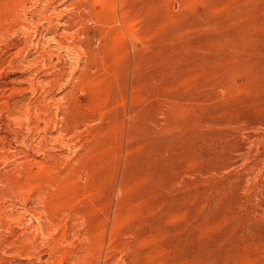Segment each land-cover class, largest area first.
Returning <instances> with one entry per match:
<instances>
[{"label":"rangeland","instance_id":"374dc122","mask_svg":"<svg viewBox=\"0 0 264 264\" xmlns=\"http://www.w3.org/2000/svg\"><path fill=\"white\" fill-rule=\"evenodd\" d=\"M0 264H264V0H0Z\"/></svg>","mask_w":264,"mask_h":264}]
</instances>
